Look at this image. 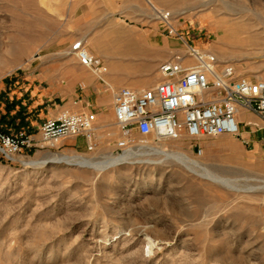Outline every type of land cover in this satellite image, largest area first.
Segmentation results:
<instances>
[{"label":"rangeland","instance_id":"1","mask_svg":"<svg viewBox=\"0 0 264 264\" xmlns=\"http://www.w3.org/2000/svg\"><path fill=\"white\" fill-rule=\"evenodd\" d=\"M153 3L158 11L147 0H0V117L27 96L38 65L54 79L62 63L78 61L76 42L101 59L107 77L102 56L115 45L102 40L131 37L132 26L156 27L150 38L164 44V63L191 45L238 77L264 81V0ZM160 12L170 13L169 24ZM230 27L225 51L214 48ZM152 68L129 65L134 86L125 87L162 81ZM248 130L251 139L181 142L134 134L120 149L117 124L106 123L92 151L72 138L47 147L33 131L34 147L14 160L0 154V264H264V130ZM64 155L94 162L69 164Z\"/></svg>","mask_w":264,"mask_h":264},{"label":"built area","instance_id":"2","mask_svg":"<svg viewBox=\"0 0 264 264\" xmlns=\"http://www.w3.org/2000/svg\"><path fill=\"white\" fill-rule=\"evenodd\" d=\"M170 34L180 37L173 28ZM72 54L96 75L106 73L101 59L90 54L82 41L73 44ZM159 73L162 81L150 88L125 87L115 94V119L122 136L120 149L129 147L134 134L173 140L184 135L196 140L223 135L242 138L240 108L256 114L263 126H254L264 130V81L238 77L234 66L191 45L184 55L160 65ZM96 120L92 112L63 111L41 125V141L56 148L67 139L83 136L92 151ZM34 146V137L28 130L9 132L0 118V154L5 159L14 160ZM196 151L202 153L199 148Z\"/></svg>","mask_w":264,"mask_h":264},{"label":"crops","instance_id":"3","mask_svg":"<svg viewBox=\"0 0 264 264\" xmlns=\"http://www.w3.org/2000/svg\"><path fill=\"white\" fill-rule=\"evenodd\" d=\"M133 27L129 29L131 37L118 36L113 39L114 41L104 43L108 46L115 45L110 47L109 55L102 56L110 67V73L105 78L86 69L79 61L62 63L54 79H50L41 65H38V68L29 73V88L25 91L27 96L20 97L18 99L20 102L7 108L0 117L5 129L9 132L25 129L32 134L33 131L40 130L46 120L56 118L66 110L76 113H95L97 119L95 137L96 131L106 123H116L115 94L125 86H134L132 71L127 70L129 65H151L153 68L150 73L154 74L152 80L158 81L162 78L159 77L161 75L158 73V67L165 61V47L163 43L153 42L150 38L151 33L155 36L158 34L156 27L152 30H144L140 27L133 29ZM183 49H178V52L181 53ZM143 73L144 71L141 72ZM53 80L55 83L50 84L49 87L44 85ZM54 99H59L60 104L54 105ZM238 119L241 123L242 137L246 136L248 139L255 136L254 131L248 128L252 129L254 125H259L257 120L262 122L256 114L242 108L238 111ZM72 139L86 141L83 136Z\"/></svg>","mask_w":264,"mask_h":264},{"label":"bare ground","instance_id":"4","mask_svg":"<svg viewBox=\"0 0 264 264\" xmlns=\"http://www.w3.org/2000/svg\"><path fill=\"white\" fill-rule=\"evenodd\" d=\"M147 2H148V4L150 5V7L154 10V11H158V8H157V6L153 3V0H147ZM160 14H161V17H162V19H164V20H166V22L167 23H169V20H170V13H167V12H164V13H162V12H160ZM243 21H245V20H243ZM243 21H240L239 23H242ZM214 26H218L219 24H220V22H218V21H214L213 23H212ZM242 25V24H241ZM239 26V25H238ZM237 26V27H238ZM244 27V26H243ZM239 28H240V26H239ZM250 28V27H249ZM240 29H242V27L240 28ZM239 29V30H240ZM258 33V32H257ZM233 34V30H232V28L230 27L229 29H227L226 31H225V33H224V37L221 39H218V40H216L215 42H214V48H216V49H219V50H222V51H225V49L227 48L226 47V41L228 40V39H230V38H232V35ZM258 35V34H257ZM256 35H255V33H254V35H252L251 37H255ZM260 36V35H259ZM262 37V36H261ZM114 38H112V39H109V40H106L105 38H104V40H102V43L104 44V43H109V42H112V41H114L113 40ZM233 39V38H232ZM258 39H260L261 40V38H258ZM83 41V40H82ZM213 51V50H212ZM216 51H214V53H215ZM90 53V52H89ZM217 53V52H216ZM220 53V52H219ZM92 54V53H91ZM218 54V53H217ZM217 57H218V55H216ZM219 58V57H218ZM108 67V66H107ZM109 68V67H108ZM107 69V68H106ZM182 141V138L180 139V142ZM160 150V149H159ZM163 153L165 152V151H162ZM133 153V151H130V150H127V151H125L124 152V154H122V155H119V156H116L117 157V160H123L125 157H127V156H130L131 154ZM109 159V158H108ZM60 160H63V161H65V162H67V163H69V164H75V165H81V166H85V165H90V164H92L93 162H94V159L93 158H90V157H85V156H66V155H64ZM29 163H32V164H36L35 162H29ZM197 165H198V163L197 162H195Z\"/></svg>","mask_w":264,"mask_h":264}]
</instances>
